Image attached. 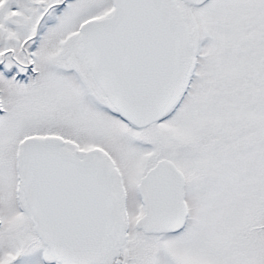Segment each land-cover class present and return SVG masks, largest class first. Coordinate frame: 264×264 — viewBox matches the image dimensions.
Instances as JSON below:
<instances>
[{
  "label": "snow or ice",
  "instance_id": "obj_1",
  "mask_svg": "<svg viewBox=\"0 0 264 264\" xmlns=\"http://www.w3.org/2000/svg\"><path fill=\"white\" fill-rule=\"evenodd\" d=\"M0 264H264V0H0Z\"/></svg>",
  "mask_w": 264,
  "mask_h": 264
}]
</instances>
